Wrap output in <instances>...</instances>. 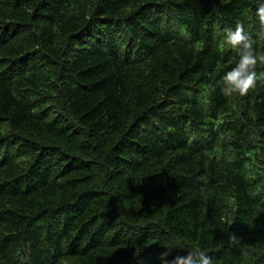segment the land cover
Returning <instances> with one entry per match:
<instances>
[{"label": "trees", "instance_id": "1", "mask_svg": "<svg viewBox=\"0 0 264 264\" xmlns=\"http://www.w3.org/2000/svg\"><path fill=\"white\" fill-rule=\"evenodd\" d=\"M260 3L0 0V264H264Z\"/></svg>", "mask_w": 264, "mask_h": 264}, {"label": "clouds", "instance_id": "2", "mask_svg": "<svg viewBox=\"0 0 264 264\" xmlns=\"http://www.w3.org/2000/svg\"><path fill=\"white\" fill-rule=\"evenodd\" d=\"M256 16L264 29V3L257 7ZM258 35L264 37V31ZM224 43L236 50L239 58L235 66L223 76L222 92L225 96L234 93L245 96L256 87L258 81L264 80V72L258 74L256 71L258 64H264V54L255 49L253 36L245 31L244 25L240 22L236 23L235 28L224 29ZM230 241H235V236H231ZM170 254V251L160 253L158 259L161 264H215L213 258L198 246L187 251L184 256L178 255L168 260ZM240 254L244 258L252 255L246 247L240 249Z\"/></svg>", "mask_w": 264, "mask_h": 264}]
</instances>
